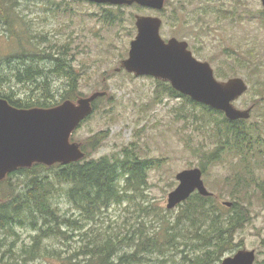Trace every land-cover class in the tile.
Listing matches in <instances>:
<instances>
[{
  "label": "trees",
  "instance_id": "trees-1",
  "mask_svg": "<svg viewBox=\"0 0 264 264\" xmlns=\"http://www.w3.org/2000/svg\"><path fill=\"white\" fill-rule=\"evenodd\" d=\"M54 8L58 11L60 7ZM103 14L105 21L114 20L108 11ZM7 15L3 16L5 22H9ZM29 32L33 34H27L29 42L36 40L39 45L28 55L22 52L8 58L4 65L10 68L16 63L13 77L18 84H31V87L24 96L12 89L6 93L0 91V99L20 110L50 109L65 101L76 103L81 97V74L72 65L70 42L59 44L49 41L42 32ZM12 36L20 39L18 30ZM216 75L221 78L220 74ZM55 78L63 80L62 92L54 90ZM155 83L157 95L181 98L206 117L203 120L191 114L199 122L197 130L208 139L209 146H215L202 155L204 161L199 165L202 175L212 164L224 159L223 154L230 153L231 159H237V163L229 166L233 176L227 177V185L223 187L234 197L231 205L217 203L214 194L203 197L193 193L172 210L153 208L139 198L144 197L148 172L158 166V160L141 157L132 143L119 154L94 159L93 154L105 139L103 134L78 144L71 135L69 142L78 145L84 155L82 159L50 166L33 163L28 168L9 172L0 181V264H143L144 257L152 254L154 264H169L166 261L169 249L178 254L179 264H219L237 249L234 238L251 219L248 197L255 189L260 190V202L264 206V186L256 174L260 169L256 164L263 162V157L256 154L260 151L262 132L248 121L226 120L220 112L180 95L167 83ZM102 99L97 97L91 103L92 114ZM181 117L186 120L190 114ZM187 147L193 155L201 152L196 144ZM256 157L259 159L255 160ZM3 187L5 191L1 190ZM62 205L68 210H62ZM116 205L132 206L136 213L134 220H153L152 230L140 223L126 232L116 228L112 233L97 229V221L103 220L105 211ZM89 225L90 229L84 231ZM23 231L26 237L21 236ZM179 246L182 248L177 249Z\"/></svg>",
  "mask_w": 264,
  "mask_h": 264
},
{
  "label": "rangeland",
  "instance_id": "rangeland-1",
  "mask_svg": "<svg viewBox=\"0 0 264 264\" xmlns=\"http://www.w3.org/2000/svg\"><path fill=\"white\" fill-rule=\"evenodd\" d=\"M163 1V11L154 13L137 6L112 9L115 7L85 1L0 0V91L6 93L12 89L24 96L31 87V84H18L13 77V69L18 66L16 63L10 68L4 65L8 58L22 52L28 55L39 45L36 40L29 42L27 34L33 35L29 30L42 32L51 42H70L72 65L81 74L79 99L89 98L96 93H102L104 98L99 102V108L73 132V142L78 144L102 133L105 139L93 154L94 159L119 154L123 147L132 143L141 157L158 160V166L155 165L148 172L144 197L139 201L144 200L153 208L165 210L167 196L178 184L176 174L191 168L200 169L199 165L204 161L203 153L215 146H209L208 139L205 140L203 133L197 130L199 122L192 118L191 114H195L205 120L201 110H192L181 98L157 95L156 80L134 77L120 69V62L127 58L129 44L136 35L135 16L159 17L162 20V39L175 37L186 41L199 61L209 63L218 81L231 78L243 80L248 90L234 104L239 109L254 106L248 124L259 127L262 140L264 18L259 0ZM54 7L60 8L57 11ZM208 9L212 12L206 14ZM222 9H232L236 15L229 17L218 14V10ZM103 11H108L114 20L105 21ZM6 13L9 22L3 19ZM14 30H18L20 39L12 36ZM216 74H220L221 78ZM54 81V90L62 92L63 80L55 78ZM187 114H190V118L185 120L181 117ZM195 144L201 148L199 155H193L187 147ZM225 161L229 162L230 159ZM224 164H212L202 175L205 188L214 194L219 204L234 200L229 191L223 189L226 187L225 178L229 175V164ZM256 174L264 186V170H258ZM5 189L3 187L1 190ZM259 191L255 189L248 197L251 219L236 233L234 243L238 247L233 252L254 251V264H264V206L260 202ZM62 207V210H68L67 206ZM135 214L132 206H113L105 211L103 220L97 221L96 228H104L109 233L113 228L126 232V229L131 231L140 223L152 230L153 220H134ZM89 229L90 225L84 231ZM21 236L26 237L27 233L23 231ZM75 241H79L77 236ZM74 246L76 244L73 243ZM177 255L169 249L166 261L179 264ZM144 261L154 264L155 258L153 254L146 255Z\"/></svg>",
  "mask_w": 264,
  "mask_h": 264
},
{
  "label": "water",
  "instance_id": "water-1",
  "mask_svg": "<svg viewBox=\"0 0 264 264\" xmlns=\"http://www.w3.org/2000/svg\"><path fill=\"white\" fill-rule=\"evenodd\" d=\"M112 6L133 3L159 11L163 0H84ZM264 14V0H259ZM136 35L129 44L128 56L120 69L134 77H151L168 83L176 92L193 102L224 114L229 121L247 120L250 110H239L233 102L247 91L239 78L215 79L211 66L196 60L187 43L171 38L164 41L159 34L162 21L152 16H135ZM118 71V69H117ZM96 93L76 103L63 102L50 109H16L0 99V181L17 169L33 163L50 166L68 164L83 158L77 144L69 142L72 132L92 113L91 103L102 96ZM177 187L167 196V210L176 208L193 193L209 197L198 168L176 174ZM230 206V203H224ZM254 251L241 250L225 257L220 264H253Z\"/></svg>",
  "mask_w": 264,
  "mask_h": 264
},
{
  "label": "flooded vegetation",
  "instance_id": "flooded-vegetation-1",
  "mask_svg": "<svg viewBox=\"0 0 264 264\" xmlns=\"http://www.w3.org/2000/svg\"><path fill=\"white\" fill-rule=\"evenodd\" d=\"M163 3H164V1H163ZM148 11H151V12H154V13H160V12H162L163 11V9H161V10H159V11H155V10H148ZM212 12V10H210V9H208V10H206L205 11V13L206 14H209V13H211ZM215 12H217V11H215ZM214 12V13H215ZM218 14H222V15H228L229 17H234L235 15H236V12L234 11V10H232V9H222V10H218V12H217ZM244 15H246V14H244ZM261 16L264 18V14H263V11L261 12ZM171 38H175V37H171ZM171 38H169V39H171ZM169 39H167V40H165V41H168ZM175 39H177V38H175ZM178 40V39H177ZM178 41H182V42H185V43H187L186 41H184V40H178ZM187 46H188V50L191 52V54H192V56L196 59V60H198L194 55H193V53H192V51L189 49V45H188V43H187ZM199 61V60H198ZM207 63V62H206ZM209 64V63H208ZM240 99V98H239ZM238 101V100H237ZM237 101H235V102H237ZM234 102V103H235ZM234 106H235V104H234ZM236 107V106H235ZM237 108V107H236ZM253 108H254V106L252 105V106H250V107H248L247 109H239V108H237V109H239V110H250V116H249V119H250V117H251V112H252V110H253ZM221 113V112H220ZM222 115H223V117L225 118V116H224V114L223 113H221ZM226 119V118H225ZM227 120V119H226ZM229 121V120H228ZM249 121V120H248ZM230 122H232V121H230ZM263 124H264V122H263ZM264 140H262V142L260 143V146H259V152L258 153H256L257 155L259 154V156L260 157H263V162L261 163V165H257L256 164V168H258V167H260V169L259 170H264V142H263ZM228 154H230V153H228ZM228 154H223V156H224V159H222V160H218V162H216L217 164L219 163H221V164H223V165H225L224 163H228L229 164V166L232 164H235V163H237L236 162V160L237 159H235V160H233V159H231L230 157H231V155L229 156ZM254 154H252V156H253ZM240 156V155H239ZM241 157V156H240ZM225 159L226 160H229L230 159V161L229 162H226L225 161ZM255 160H257V159H259L258 157H256V158H254ZM233 162V163H232ZM228 171H229V177H232L233 175H232V173H231V171H230V169H229V167H228ZM226 179H227V177L225 178V181H226ZM259 183H263V182H261V181H259ZM227 185V184H226ZM216 198V197H215ZM224 203H230L231 204V202H222V204L224 205Z\"/></svg>",
  "mask_w": 264,
  "mask_h": 264
}]
</instances>
